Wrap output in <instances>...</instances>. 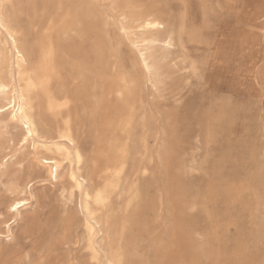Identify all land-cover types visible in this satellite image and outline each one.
Segmentation results:
<instances>
[{"label": "rangeland", "instance_id": "rangeland-1", "mask_svg": "<svg viewBox=\"0 0 264 264\" xmlns=\"http://www.w3.org/2000/svg\"><path fill=\"white\" fill-rule=\"evenodd\" d=\"M59 1L14 2L29 43L36 46L62 15ZM72 1L85 8V49L98 41L106 60L116 54L137 82L129 181L108 210L116 224L127 226V264H264V17L245 14L247 3L264 0H235L221 9L217 0L202 7L191 0ZM149 7L184 26L182 46L161 64L157 92L143 84L137 59L112 22L103 25L106 16L122 14L129 22ZM142 114L149 131L144 156ZM70 118L90 155L99 116L75 108ZM43 119L44 136H54V117L43 111ZM20 135L19 128L0 127V163L7 160L0 175V264H56L69 250L75 264H93L72 244L60 180L39 173L31 189L35 200L12 223L5 187L25 182L30 171ZM134 178L140 199L127 206L125 191Z\"/></svg>", "mask_w": 264, "mask_h": 264}, {"label": "bare ground", "instance_id": "bare-ground-1", "mask_svg": "<svg viewBox=\"0 0 264 264\" xmlns=\"http://www.w3.org/2000/svg\"><path fill=\"white\" fill-rule=\"evenodd\" d=\"M15 1L0 0V127L19 128V142L21 149L28 151L30 171L25 182H11L5 187L12 223L35 200L31 189L42 173L49 181L60 180L70 238L85 251L84 257L93 264H127V226L116 224L108 210L113 197L129 181L126 173L136 120L137 82L121 67L116 54L106 60L98 41L91 51L85 49V8L81 10L72 0L63 7L64 0H60L57 7L63 10L62 15L45 28L35 46L18 24ZM205 2L208 0H191L201 7ZM233 2L217 0L220 9ZM246 6L244 12L251 20L264 17V2ZM111 22L135 55L143 84L157 92L161 64L170 58L177 43L182 46L184 26L165 13L157 14L153 7L136 13L129 22L122 14L106 16L103 25ZM75 108L90 109L99 116L97 144L90 155L70 118ZM43 111L56 121L54 136H44ZM145 115L138 122L143 156L149 137ZM159 138L156 132L154 140ZM6 165L4 157L0 175ZM125 192L127 206L140 199L136 178ZM6 231L7 237L11 236L9 224ZM73 252L69 250L56 264H75L77 255Z\"/></svg>", "mask_w": 264, "mask_h": 264}]
</instances>
